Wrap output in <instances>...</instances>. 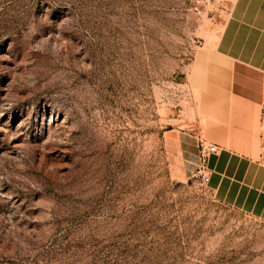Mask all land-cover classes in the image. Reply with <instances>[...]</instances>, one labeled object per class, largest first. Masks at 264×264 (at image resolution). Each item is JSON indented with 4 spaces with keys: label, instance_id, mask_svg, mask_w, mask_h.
I'll use <instances>...</instances> for the list:
<instances>
[{
    "label": "rangeland",
    "instance_id": "rangeland-1",
    "mask_svg": "<svg viewBox=\"0 0 264 264\" xmlns=\"http://www.w3.org/2000/svg\"><path fill=\"white\" fill-rule=\"evenodd\" d=\"M220 5L0 0V264H264V188L218 199L164 136Z\"/></svg>",
    "mask_w": 264,
    "mask_h": 264
},
{
    "label": "crops",
    "instance_id": "crops-1",
    "mask_svg": "<svg viewBox=\"0 0 264 264\" xmlns=\"http://www.w3.org/2000/svg\"><path fill=\"white\" fill-rule=\"evenodd\" d=\"M219 1L217 28L175 77L164 136L182 174L200 164L201 143L216 144L206 185L224 202L257 207L264 188V0Z\"/></svg>",
    "mask_w": 264,
    "mask_h": 264
},
{
    "label": "built area",
    "instance_id": "built-area-1",
    "mask_svg": "<svg viewBox=\"0 0 264 264\" xmlns=\"http://www.w3.org/2000/svg\"><path fill=\"white\" fill-rule=\"evenodd\" d=\"M218 151L216 144H204L200 146V157L201 162L194 171V177L199 180L202 184H208L210 181V173L207 166V160L211 154Z\"/></svg>",
    "mask_w": 264,
    "mask_h": 264
}]
</instances>
